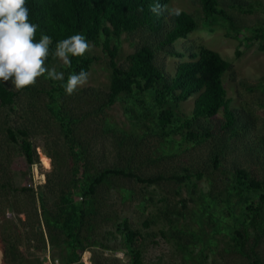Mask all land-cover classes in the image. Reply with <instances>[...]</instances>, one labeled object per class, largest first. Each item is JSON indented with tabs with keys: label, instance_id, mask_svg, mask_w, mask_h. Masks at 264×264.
<instances>
[{
	"label": "rangeland",
	"instance_id": "obj_1",
	"mask_svg": "<svg viewBox=\"0 0 264 264\" xmlns=\"http://www.w3.org/2000/svg\"><path fill=\"white\" fill-rule=\"evenodd\" d=\"M218 1L228 20L205 21L200 0L171 2L172 14L185 11L198 26L176 43L184 58L161 54L160 62L174 75L200 46L219 53L229 63L222 77L229 106L247 120L250 141L241 137L239 151L221 152L215 166L219 141H187L176 126L151 133L156 115L136 97L103 107L110 57L103 41L90 42L88 79L73 94L61 86L53 98L58 84L45 74L20 91L13 106L0 105V264H264V0ZM141 39L122 35L118 66L128 64ZM45 66L66 75L67 65L55 55ZM195 99L173 106L172 121L190 114ZM25 129L35 149L32 162L18 143ZM77 147L85 152L83 167ZM240 167L260 190L234 207L232 183ZM35 168L45 175L37 190L28 187ZM106 170L151 182L110 174L95 183ZM70 195L81 223L68 229ZM249 205L256 216L249 218ZM68 233L85 243L79 262L72 260Z\"/></svg>",
	"mask_w": 264,
	"mask_h": 264
},
{
	"label": "trees",
	"instance_id": "obj_2",
	"mask_svg": "<svg viewBox=\"0 0 264 264\" xmlns=\"http://www.w3.org/2000/svg\"><path fill=\"white\" fill-rule=\"evenodd\" d=\"M172 1L161 0L166 6L161 13L153 11L151 7L156 0H27L26 6L29 9L30 21L39 25L35 39L38 40L41 33L51 37L49 55L45 63L53 60L57 42L68 36L80 33L85 36L88 43L103 41V46L109 53L111 68L109 92L106 94L103 107L114 104L122 96L126 99L136 97L138 102L148 106L151 114L156 115L154 122L150 124L151 133H155L158 129H172L176 126L177 131H185L184 139L187 141H207V139L219 141L218 146H222V149L214 154V163L218 166L221 152L225 151L228 155L234 154L236 150L239 151L240 138L243 136L250 141L251 128L247 125V120H243L229 106L230 100H227L226 89L222 82L224 73L229 69V63L219 53L200 46L197 51L191 52L189 61L178 63L174 75L168 73L162 66L161 54L185 57L184 52H177L176 43L188 38L198 26L193 16L185 11L172 14L169 11ZM200 2L205 21L229 19L226 11L219 7L218 0H200ZM123 34H138L142 39L129 56L128 64L118 66L114 58L118 53ZM112 40L116 41L114 48H111ZM92 61L85 53L83 56L71 57V64L64 70L66 74L64 81L66 82L70 74L78 73L82 69L88 73ZM50 83L58 84L51 90V96L55 98L59 93L57 88L61 87L63 82L50 79ZM23 90H29L28 86L13 91L4 82L0 83V105L13 106L20 91ZM144 96L149 104L144 101ZM193 96H196V99L192 112L172 121L176 116L172 107L188 101ZM18 133L23 137L18 143L28 161L32 162L35 149L28 139L27 130H19ZM8 134L13 141L16 140L17 134L14 130L8 129ZM74 151L78 163L83 167L85 152L79 147ZM110 174L135 177L141 183L151 182L132 173L115 170L103 171L95 177L94 182L100 183ZM192 178L190 175L189 179ZM250 178L249 172L244 168L235 170L231 191V199L236 200L234 207H243L247 195L259 193V185ZM27 191L34 193L32 189L27 188ZM91 191L94 190L91 188ZM66 203H70L69 208L72 210L73 218L65 222V225L68 229L75 228L74 224H80L81 221L77 209L72 204L71 195ZM248 210L251 213L249 218L256 216L255 213L258 211L250 205ZM68 237L71 247L75 250V257L72 260L79 262L85 243L76 234L71 236L68 233Z\"/></svg>",
	"mask_w": 264,
	"mask_h": 264
},
{
	"label": "clouds",
	"instance_id": "obj_3",
	"mask_svg": "<svg viewBox=\"0 0 264 264\" xmlns=\"http://www.w3.org/2000/svg\"><path fill=\"white\" fill-rule=\"evenodd\" d=\"M26 3L27 0H0V83L10 81L13 88L20 90L46 74L53 81H62L66 94H73L87 82L88 73L82 69L70 74L65 82L62 72L45 66L51 37L41 33L35 39L39 25L30 21ZM151 7L157 13L166 9L161 0H156ZM174 11L179 14V10ZM89 47L85 36L76 33L58 41L54 55L63 64L70 65L71 57L83 56Z\"/></svg>",
	"mask_w": 264,
	"mask_h": 264
},
{
	"label": "built area",
	"instance_id": "obj_4",
	"mask_svg": "<svg viewBox=\"0 0 264 264\" xmlns=\"http://www.w3.org/2000/svg\"><path fill=\"white\" fill-rule=\"evenodd\" d=\"M44 176V173H40L39 170L35 168L30 178V183L28 184V187L37 190V187L41 185V181L43 180Z\"/></svg>",
	"mask_w": 264,
	"mask_h": 264
}]
</instances>
